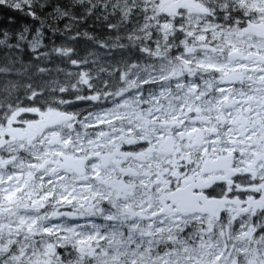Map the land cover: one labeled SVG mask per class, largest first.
<instances>
[{
  "label": "snow or ice",
  "instance_id": "1",
  "mask_svg": "<svg viewBox=\"0 0 264 264\" xmlns=\"http://www.w3.org/2000/svg\"><path fill=\"white\" fill-rule=\"evenodd\" d=\"M0 264H264V0H0Z\"/></svg>",
  "mask_w": 264,
  "mask_h": 264
}]
</instances>
